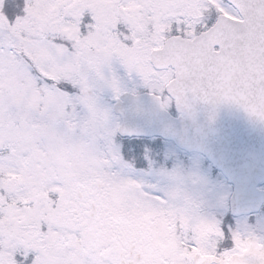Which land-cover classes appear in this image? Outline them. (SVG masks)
<instances>
[{
	"label": "snow or ice",
	"instance_id": "6c2138e0",
	"mask_svg": "<svg viewBox=\"0 0 264 264\" xmlns=\"http://www.w3.org/2000/svg\"><path fill=\"white\" fill-rule=\"evenodd\" d=\"M114 60L164 110L264 121V0H0V264H264V234L132 178Z\"/></svg>",
	"mask_w": 264,
	"mask_h": 264
},
{
	"label": "water",
	"instance_id": "95a60500",
	"mask_svg": "<svg viewBox=\"0 0 264 264\" xmlns=\"http://www.w3.org/2000/svg\"><path fill=\"white\" fill-rule=\"evenodd\" d=\"M117 101L115 110L117 113L122 114L124 120L122 125L123 129L136 127L141 129L139 133L162 134L169 139H174L177 143L188 147L190 150L204 151L212 159H215L218 156L217 154L228 148L231 143L233 151L244 150L250 153H256L261 148H235V144L245 142H251L253 144L264 143L263 121L257 117L250 116L237 105H233V116L229 122L233 119L234 122L236 120L240 121L241 119H243V123L246 120L248 122L234 131L222 129L216 133L212 131L214 124L210 129H207L211 125L212 118L208 114V108L203 102H195L186 110L178 107L183 115L179 118H173L161 108L154 96L149 94L133 95L128 93L124 94ZM223 125L222 123V127ZM211 142H215L216 144L210 146L209 149ZM230 164L232 165L231 174L235 175V170L240 169L241 160L234 158ZM250 165L256 168L253 174L260 172L262 173L261 175H264V159L262 161L254 160ZM258 177L259 175L256 178L258 179ZM242 179L244 180L240 183L250 180L246 184H241L240 187L242 190H248L251 185L257 182L255 179L250 178V176H244Z\"/></svg>",
	"mask_w": 264,
	"mask_h": 264
},
{
	"label": "rangeland",
	"instance_id": "374dc122",
	"mask_svg": "<svg viewBox=\"0 0 264 264\" xmlns=\"http://www.w3.org/2000/svg\"><path fill=\"white\" fill-rule=\"evenodd\" d=\"M105 73L109 78L115 74L119 79L123 90L136 89L138 86H144L142 80L136 74L129 76L127 70L122 66V64H120L118 60H114L111 68L106 69ZM96 94L99 97L100 106L109 111L113 125H119L120 120L114 113L113 104L108 101V95L113 94L112 91L106 87L98 86L96 89ZM137 144L150 146L152 150L155 151L153 153L154 156H159L161 154V152L157 150V139L140 141ZM199 160L200 159L197 156L193 157L188 164V170L186 172H179L175 169L173 171H166L165 173H160L158 170H156V172L151 171L149 173H145L137 169L133 163L127 160L125 161L132 165L133 171H131L130 174L134 179L155 184L163 192H171L179 187L184 194H186L195 202L201 204L202 207L208 206L209 204H211L213 207L215 204L219 207H223L225 205V196L228 190L227 185L224 183L219 184L218 180L210 181V178L206 176L205 172L202 170ZM156 166H159V163L153 162L152 169ZM177 168L179 169L180 166ZM173 173L176 174L175 179L170 175ZM183 174L185 179L182 178ZM184 180L187 182L188 187L185 186ZM239 222L247 225L245 229L254 230L257 232V234H264V220L262 219L258 220L255 225L253 224L252 220H240ZM245 229L242 228V226H239V228L236 230L243 231Z\"/></svg>",
	"mask_w": 264,
	"mask_h": 264
},
{
	"label": "flooded vegetation",
	"instance_id": "af4514ba",
	"mask_svg": "<svg viewBox=\"0 0 264 264\" xmlns=\"http://www.w3.org/2000/svg\"><path fill=\"white\" fill-rule=\"evenodd\" d=\"M182 153H183L182 158H180L178 154L175 152L169 153L168 157L166 158V162H165L166 171H173L176 169V171H179V172L181 171L186 172L188 170L187 154L184 152ZM178 166H180L179 169L177 168Z\"/></svg>",
	"mask_w": 264,
	"mask_h": 264
}]
</instances>
